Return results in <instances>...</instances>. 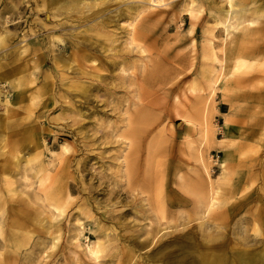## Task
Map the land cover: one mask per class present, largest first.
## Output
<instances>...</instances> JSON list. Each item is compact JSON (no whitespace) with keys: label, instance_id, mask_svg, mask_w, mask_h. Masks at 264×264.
<instances>
[{"label":"rangeland","instance_id":"obj_1","mask_svg":"<svg viewBox=\"0 0 264 264\" xmlns=\"http://www.w3.org/2000/svg\"><path fill=\"white\" fill-rule=\"evenodd\" d=\"M232 5L0 0V264H264V0Z\"/></svg>","mask_w":264,"mask_h":264},{"label":"bare ground","instance_id":"obj_2","mask_svg":"<svg viewBox=\"0 0 264 264\" xmlns=\"http://www.w3.org/2000/svg\"><path fill=\"white\" fill-rule=\"evenodd\" d=\"M75 1V0H74ZM222 1V4L225 6V7H227V9H224L223 11H224V13H225V21H229L230 20V16L234 13V8H233V3H234V0H221ZM84 2V1H83ZM152 2L155 4H157L158 2H160V0H152ZM74 5V4H73ZM83 6H84V3H83ZM80 19V18H79ZM225 31H227V30H225ZM131 37H132V35H131ZM87 44V43H86ZM212 50V49H211ZM212 53V52H211ZM222 54H224L225 52H221ZM251 52H246V51H242V52H235L234 54H233V56H232V59L234 58V60H235V63H237L236 65H234V68L237 66V68H238V64H241V65H243V63H244V58L245 57H250V58H257V55L255 54H252V55H249ZM118 57V56H117ZM229 57V56H228ZM129 60V59H128ZM114 65H116L117 63H113ZM245 66V65H244ZM176 69V68H175ZM123 70V69H122ZM124 72V71H123ZM126 72V71H125ZM143 73V72H142ZM154 74V73H153ZM152 74V75H153ZM151 75V74H150ZM124 78V77H123ZM122 78V79H123ZM129 78V77H128ZM152 79H154V77L152 76L151 77ZM125 80V79H124ZM151 80H149V78H147L146 80H145V82H147V83H149ZM159 81L160 82H163L164 81V79H159ZM213 81V80H212ZM217 81V80H216ZM182 82V81H181ZM156 83V82H155ZM155 83H154V85H155ZM216 83V82H215ZM164 86V85H163ZM190 89H192V87H190ZM190 91H192V90H190ZM189 92V91H188ZM192 95V94H191ZM140 102H147L146 100H141ZM143 104V103H142ZM157 104V103H156ZM136 105H138V103H136ZM145 105V104H144ZM144 105H141V106H139L140 108H142L143 109V107H144ZM146 105H149V106H153V103L151 102V101H149L148 103H146ZM163 106V105H162ZM165 106V105H164ZM163 106V107H164ZM184 109V108H183ZM126 113H128L127 111H126ZM185 114V113H184ZM185 117H186V114L184 115ZM183 117V116H182ZM189 118V117H188ZM184 119V118H183ZM192 121H193V119H192ZM186 122H188V121H186ZM152 124V123H151ZM210 191V190H209ZM212 198V197H211ZM208 200H209V198H208ZM216 202V201H215ZM210 203H208V206L207 207H209L210 208V206L211 205H209ZM208 211V210H207ZM184 255H186V254H184ZM184 259V258H183ZM213 262V261H212ZM209 263H210V261H209ZM205 264H207V261H206V263ZM211 264V263H210ZM213 264V263H212Z\"/></svg>","mask_w":264,"mask_h":264},{"label":"crops","instance_id":"obj_3","mask_svg":"<svg viewBox=\"0 0 264 264\" xmlns=\"http://www.w3.org/2000/svg\"><path fill=\"white\" fill-rule=\"evenodd\" d=\"M236 1V0H235ZM255 21H253V22H251V23H254ZM247 52H249V51H247ZM257 57L259 58V56H258V54H257ZM228 134H231L230 132H228ZM232 135V134H231ZM239 136H241V135H239ZM245 137V136H244Z\"/></svg>","mask_w":264,"mask_h":264}]
</instances>
